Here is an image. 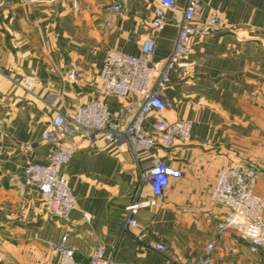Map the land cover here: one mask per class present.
Instances as JSON below:
<instances>
[{
	"label": "crops",
	"instance_id": "1",
	"mask_svg": "<svg viewBox=\"0 0 264 264\" xmlns=\"http://www.w3.org/2000/svg\"><path fill=\"white\" fill-rule=\"evenodd\" d=\"M117 1L119 11L111 0H0V264H57L53 245L63 235L79 260L101 248L123 264H179L214 242L215 264H264V241L254 251L234 232L219 231L229 210L210 195L223 168L251 166L264 196V0H201L189 69H167L158 88L167 103L162 115L192 123L188 141L157 143L136 158L128 145L98 133L65 136L78 144L64 168L76 203L65 217L46 211L27 178L29 163L48 162L43 136L57 113L99 99L116 123L132 120L138 98L103 90L110 50L140 55L151 40L152 61L166 68L187 0L166 11L163 29L154 26L160 0ZM213 13L220 25L201 34ZM27 76L34 78L30 89ZM157 118L150 114L143 126ZM156 158L182 177L172 178L157 205L140 208L137 225L127 227L126 207L153 197L142 173Z\"/></svg>",
	"mask_w": 264,
	"mask_h": 264
},
{
	"label": "built area",
	"instance_id": "2",
	"mask_svg": "<svg viewBox=\"0 0 264 264\" xmlns=\"http://www.w3.org/2000/svg\"><path fill=\"white\" fill-rule=\"evenodd\" d=\"M25 1L34 4L55 3L59 0ZM111 1V8L119 11L121 4L117 0ZM178 1L160 0L154 19L157 29L164 28L166 11L174 8ZM200 10L201 0H187L177 40L164 69H158L151 59L154 54V42L151 40L145 42L140 55L117 49L108 52L100 74L103 90L105 94L135 95L138 98V110L130 122L118 124L113 121L105 103L99 99L90 100L72 113L60 112L54 115L43 136V139L50 143L48 162L29 163L25 169L29 181L39 189L47 212L65 217L76 205L64 168L75 154L78 144L68 143L63 139L65 136L98 133L110 144L128 145L136 158H139L143 150H148L157 143L172 146L177 140L190 139V121H171L162 115L167 103L158 88L167 79V69L179 66L183 71H188L187 59L195 33L194 23ZM219 25V17L213 13L206 24L200 26L199 32L205 35ZM70 76L75 77V71H72ZM33 83L32 76L25 77L24 85L27 89H30ZM150 114H158V118L150 128H145L143 121ZM181 177L180 169L164 160L154 159L151 166L142 173V178L152 189L153 197L138 199L126 207L127 227H135L140 208L157 205L171 179ZM256 187L257 170L254 167L229 166L219 172L210 191L211 198L229 210L228 216L218 225L219 231L234 232L240 239L249 242L254 251H258L264 241V196L257 192ZM155 247L161 251L165 249V245L160 242L156 243ZM214 247V242H210L203 255L179 264H215L212 255ZM53 250L58 255L57 264H123L107 256L101 248L96 249L88 260L77 259L74 248L68 244L67 235H63L53 245Z\"/></svg>",
	"mask_w": 264,
	"mask_h": 264
}]
</instances>
